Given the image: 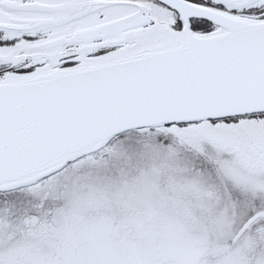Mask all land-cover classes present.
<instances>
[{
    "label": "snow or ice",
    "instance_id": "obj_1",
    "mask_svg": "<svg viewBox=\"0 0 264 264\" xmlns=\"http://www.w3.org/2000/svg\"><path fill=\"white\" fill-rule=\"evenodd\" d=\"M130 130L243 146L264 181V0H0V246L42 228L46 194ZM252 201L233 264H264Z\"/></svg>",
    "mask_w": 264,
    "mask_h": 264
},
{
    "label": "trees",
    "instance_id": "obj_2",
    "mask_svg": "<svg viewBox=\"0 0 264 264\" xmlns=\"http://www.w3.org/2000/svg\"><path fill=\"white\" fill-rule=\"evenodd\" d=\"M122 139H150L156 148L112 152ZM167 139L164 144L144 130L117 137L96 154L98 163L69 172L64 187L46 194L50 215L42 228L13 226L14 238L0 246V257L11 264H220L222 258L235 259L242 246L233 247L237 225L224 227L222 221L233 222L227 206L239 198L220 179L215 146L207 140L195 146ZM205 176L214 191L202 206L195 194ZM129 183L136 187L129 189ZM125 220L133 222L123 225ZM70 223L72 233L65 227ZM249 243L255 239L246 237L243 244Z\"/></svg>",
    "mask_w": 264,
    "mask_h": 264
},
{
    "label": "rangeland",
    "instance_id": "obj_3",
    "mask_svg": "<svg viewBox=\"0 0 264 264\" xmlns=\"http://www.w3.org/2000/svg\"><path fill=\"white\" fill-rule=\"evenodd\" d=\"M181 139L185 143L195 146H200L201 140H207L215 146L216 151H213L212 155L218 160V171L220 179L223 181L224 186L227 185V187H231V189L234 191L233 194L238 195L235 197L239 198L238 201L236 200L232 205L228 204L227 206V209H230L231 211V214L229 215L234 216L233 222L229 224L228 221L223 220L222 225H224V227H229L228 225H231L233 227V223H236L235 225L237 226H235V228L238 227L241 221V219L238 218L240 217V213H242L241 209L253 205L252 196H260L262 193H264V181H259L252 175L254 171V162L251 160L249 153L243 146L229 147L214 136L202 135L199 137H181ZM181 153H183V151H181ZM181 175L183 176L182 179L186 182L188 179L187 176L183 174ZM206 179H210V177L205 176V184H201V187L198 189L196 194L194 193L199 202L202 203V206L205 205V202H210L209 198L211 197V191H214V189L210 187V181ZM128 186L131 190L133 187H136L131 183H129ZM249 193H251V195H249ZM236 218H238V220H235ZM132 222L133 221L127 222V220H125L123 222V225H130ZM71 224L72 223L68 224V226H65L68 227V231H70V233H72L71 228L73 227V224L72 227L70 226ZM194 248H197V245H194ZM129 250H131L130 247ZM52 255L54 254L46 253L44 256ZM233 256H237V254ZM235 259L234 257L228 260L222 258L220 260V264H233Z\"/></svg>",
    "mask_w": 264,
    "mask_h": 264
},
{
    "label": "water",
    "instance_id": "obj_4",
    "mask_svg": "<svg viewBox=\"0 0 264 264\" xmlns=\"http://www.w3.org/2000/svg\"><path fill=\"white\" fill-rule=\"evenodd\" d=\"M130 131H131V130H130ZM126 132H129V131H126ZM126 132H125V133H126Z\"/></svg>",
    "mask_w": 264,
    "mask_h": 264
}]
</instances>
